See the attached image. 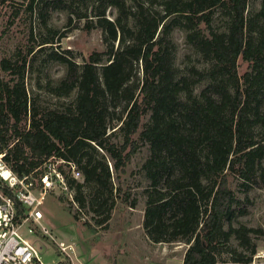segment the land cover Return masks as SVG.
Instances as JSON below:
<instances>
[{
	"label": "trees",
	"instance_id": "trees-1",
	"mask_svg": "<svg viewBox=\"0 0 264 264\" xmlns=\"http://www.w3.org/2000/svg\"><path fill=\"white\" fill-rule=\"evenodd\" d=\"M43 1L21 4L29 12L42 6L44 20L52 10L68 11L76 22L87 18V30H103L106 49L82 63L70 50L49 53V59L66 67V74L41 88L56 98L77 94L62 109H43L28 98L21 68L35 47L27 49L20 66L0 60V72L17 76L0 78L3 162L18 178L28 177L27 182L39 181L49 164L73 162L82 182L62 170L65 163L57 170L76 189L73 201L79 208L90 205L103 215L97 219L102 226L115 204L114 175L125 171L143 140L149 145L141 168L148 182L143 227L149 239L188 244L183 264H215L220 246L235 237L250 256L234 262L250 264L256 253L253 235L264 231L235 222L247 213L250 190L264 188V0L252 16L249 0H149L160 10L143 3L132 9L126 0H91L93 19L75 7L88 0ZM110 7L118 10L115 20L106 17ZM215 10L228 17L226 29L213 27ZM176 29L184 30L187 42L212 63L207 73L211 83L199 96L193 89L198 73L192 69L180 76L174 66L171 35ZM239 58L248 63L242 77ZM146 116L149 121L143 123ZM111 125L123 135L120 146L111 141ZM235 179L244 188L243 199L233 190ZM85 188L92 189L90 202ZM2 192L23 217L25 208L15 189L5 185Z\"/></svg>",
	"mask_w": 264,
	"mask_h": 264
},
{
	"label": "rangeland",
	"instance_id": "rangeland-1",
	"mask_svg": "<svg viewBox=\"0 0 264 264\" xmlns=\"http://www.w3.org/2000/svg\"><path fill=\"white\" fill-rule=\"evenodd\" d=\"M126 1L132 9H134L135 3H143L146 7L152 6L157 10L161 9L158 3L151 5L149 0ZM261 2L262 0H249L247 11L249 16L260 10ZM41 7L35 6V10L29 12L25 5L22 6L21 0L0 1V60L7 58L20 66L23 64V56L27 49L35 47L34 53L27 58L26 66L21 68L28 98L43 109H62L67 104L74 102L77 94L75 92L67 98H56L41 88V85H44L49 79L58 81L66 74V67L49 59V53L51 51L64 53V51L70 50L73 57L82 63L94 51H105L104 32L99 28L87 30V18L76 22L77 18L65 10L49 11L44 20L39 12ZM75 7L80 11V14L88 13L90 19L94 18L91 0L76 3ZM15 10L19 11L17 16L13 14ZM117 16V8H108L106 12L108 19L115 20ZM70 17L73 22H70ZM228 22V17L222 11L215 10L213 27L216 30L226 29ZM50 29L57 31V36L53 37L49 32ZM186 35L187 33L181 29H176L171 35L175 50L173 63L179 70L180 76H188L192 69L198 73L193 76L198 81L194 84L193 89L195 95L199 96L211 83L207 73L211 69L212 63L205 60L187 42ZM53 38H55L54 44L41 45L45 40ZM238 64V74L242 77L248 71V63L239 58ZM139 77H142L141 73ZM0 78L11 81L17 76L0 72ZM148 121L149 116H146L143 123ZM113 127L114 125H111L108 130L111 133V141L120 146L124 142L123 135L121 132L114 133L116 129ZM138 138V134L134 136V139L138 140ZM148 156L149 145L140 140L139 147L132 155L125 171L115 173L112 180L115 188L112 201L114 200L115 204L110 219L102 226L98 225L97 219H102L103 215H96L90 205L86 208H79L78 204L65 193L66 191L62 192L57 185L54 190L47 193L40 207L43 220L39 225L31 221L30 225L26 224L22 229L24 236L38 250L42 263L183 264L188 244L184 242L153 243L143 227L146 208L144 191L148 187V182L143 178L141 168ZM53 164H49L47 170L52 175L53 168L57 169L61 166L58 162ZM109 167L113 172L111 163H109ZM61 168L65 173L70 171L68 166ZM6 171L11 170L0 155V194H3V187L8 185V182L2 178V176L8 178L4 175ZM78 181L82 182L83 178ZM33 182L37 184L38 180L35 179ZM117 187L120 191L116 193ZM232 187L236 194L243 199L244 188L240 186L238 179L234 180ZM36 188L35 193L38 194L39 189L37 186ZM14 189L18 191L21 188ZM73 190L74 197L76 189L73 188ZM85 195L87 201L90 202L93 195L92 189L86 190L85 188ZM248 197L247 213L239 217L235 225L242 223L247 227L264 231V188L250 190ZM125 199L127 202L124 201ZM134 201L136 204L132 207L131 203ZM29 226L34 234H28ZM253 238L256 243V253L252 256L250 264H264V235H253ZM249 256L250 252L241 247L235 237H232L227 244L220 246L215 264H237L234 262L237 258Z\"/></svg>",
	"mask_w": 264,
	"mask_h": 264
},
{
	"label": "built area",
	"instance_id": "built-area-1",
	"mask_svg": "<svg viewBox=\"0 0 264 264\" xmlns=\"http://www.w3.org/2000/svg\"><path fill=\"white\" fill-rule=\"evenodd\" d=\"M58 163H65L60 160ZM69 167L67 175H70L76 180L83 178L81 172L73 162L65 163ZM53 175L50 171L40 177V180L35 184L32 180L27 182L28 177L23 179L18 178L12 171H9V177L4 178L11 188L20 190L16 191V198L25 208L23 217L19 216L18 208L13 199L0 194V264H44L41 261L38 250L24 236L23 227L32 222L37 225L43 220V213L40 210L48 192L56 188L59 189L73 199V191L67 184L66 174L61 173L56 168H53ZM14 174V175H13ZM39 189L38 194L35 190ZM18 187V188H17ZM28 234H34L29 226Z\"/></svg>",
	"mask_w": 264,
	"mask_h": 264
},
{
	"label": "bare ground",
	"instance_id": "bare-ground-1",
	"mask_svg": "<svg viewBox=\"0 0 264 264\" xmlns=\"http://www.w3.org/2000/svg\"><path fill=\"white\" fill-rule=\"evenodd\" d=\"M9 174H10L9 171H6L4 175L9 177Z\"/></svg>",
	"mask_w": 264,
	"mask_h": 264
}]
</instances>
